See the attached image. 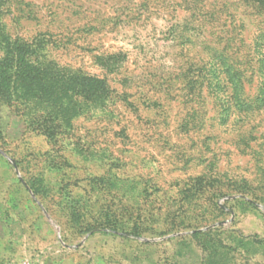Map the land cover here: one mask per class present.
I'll use <instances>...</instances> for the list:
<instances>
[{
    "label": "rangeland",
    "instance_id": "374dc122",
    "mask_svg": "<svg viewBox=\"0 0 264 264\" xmlns=\"http://www.w3.org/2000/svg\"><path fill=\"white\" fill-rule=\"evenodd\" d=\"M239 11L244 29L226 21ZM260 27L244 0H0V57L9 37L35 40L113 89L103 106L59 104L62 119L0 105V264H264V58L236 34ZM206 45L258 64L250 105L187 98Z\"/></svg>",
    "mask_w": 264,
    "mask_h": 264
},
{
    "label": "trees",
    "instance_id": "16d2710c",
    "mask_svg": "<svg viewBox=\"0 0 264 264\" xmlns=\"http://www.w3.org/2000/svg\"><path fill=\"white\" fill-rule=\"evenodd\" d=\"M244 1L250 5L257 4L264 7V0ZM238 13L243 14L242 11L228 13L226 21L231 26L237 24L235 27L244 29L245 19L238 18ZM198 28L196 30H199ZM236 34L248 43L245 48L249 51L250 56L260 55L264 58V50L258 51L255 48L264 38L263 27L250 33L252 36L250 41L246 40L242 31ZM188 37L190 44L193 42L196 44L192 35ZM223 37L222 35L215 36V42ZM4 44L5 51L0 57V105L18 100H35L43 104L42 109L47 111L45 117L53 115V118L62 119L67 113L59 104L63 107L65 103L72 101L77 103L82 98L89 101L91 106L98 107L103 106L112 96L113 89L105 77L85 73L69 66L59 65L53 60H47L40 53V43L35 40L9 37ZM251 47H253V51ZM205 48L210 50V56L199 57L197 60L188 59L187 67L182 73L187 98L195 101L194 99L201 97L206 88L219 103L238 108L250 105L251 101L247 97L248 84H252L253 70L258 68V64L244 61L239 55L242 50L241 46H237L232 53L226 52L227 47L225 46L223 49H218L212 45H206ZM119 55H111L109 59L117 58ZM109 71L113 72L115 69L112 67ZM263 91L264 88L261 89L262 93L260 92L257 96L258 100L264 101ZM57 105L61 110H55ZM261 243L256 239L238 240L236 237H231L229 242H225L223 246L232 248L235 244V248L242 247L250 251V247Z\"/></svg>",
    "mask_w": 264,
    "mask_h": 264
}]
</instances>
